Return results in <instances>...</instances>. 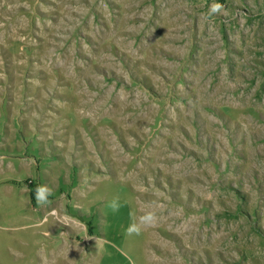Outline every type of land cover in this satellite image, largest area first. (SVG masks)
<instances>
[{"label": "rangeland", "instance_id": "obj_1", "mask_svg": "<svg viewBox=\"0 0 264 264\" xmlns=\"http://www.w3.org/2000/svg\"><path fill=\"white\" fill-rule=\"evenodd\" d=\"M0 264H264V0H0Z\"/></svg>", "mask_w": 264, "mask_h": 264}, {"label": "clouds", "instance_id": "obj_2", "mask_svg": "<svg viewBox=\"0 0 264 264\" xmlns=\"http://www.w3.org/2000/svg\"><path fill=\"white\" fill-rule=\"evenodd\" d=\"M220 6H217V8L215 9L216 11L219 10ZM49 192H51V190H48ZM38 203H44V201H40L38 198ZM108 207L113 211V212H117L119 211V203H118V199L114 198L108 205ZM156 220V215L154 212H148L145 215L141 216L139 218V221L136 225H134L132 228H130L128 230L129 234L135 233V234H139L140 231L142 230L143 227L146 226H150L151 224H153Z\"/></svg>", "mask_w": 264, "mask_h": 264}, {"label": "trees", "instance_id": "obj_3", "mask_svg": "<svg viewBox=\"0 0 264 264\" xmlns=\"http://www.w3.org/2000/svg\"><path fill=\"white\" fill-rule=\"evenodd\" d=\"M36 188H37V187L35 186V187H34V190L32 191V195H33V196H37V195H38V193H37V191H36ZM36 194H37V195H36Z\"/></svg>", "mask_w": 264, "mask_h": 264}]
</instances>
